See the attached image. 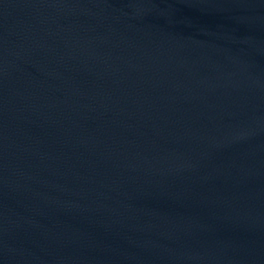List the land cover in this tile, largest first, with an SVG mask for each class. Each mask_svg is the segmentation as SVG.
<instances>
[{"label":"water","instance_id":"1","mask_svg":"<svg viewBox=\"0 0 264 264\" xmlns=\"http://www.w3.org/2000/svg\"><path fill=\"white\" fill-rule=\"evenodd\" d=\"M0 264H264V0H0Z\"/></svg>","mask_w":264,"mask_h":264}]
</instances>
